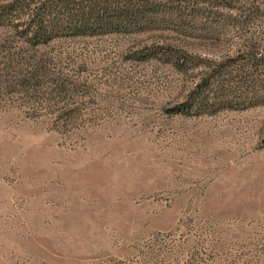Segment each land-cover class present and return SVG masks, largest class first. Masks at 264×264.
Masks as SVG:
<instances>
[{"label": "rangeland", "instance_id": "374dc122", "mask_svg": "<svg viewBox=\"0 0 264 264\" xmlns=\"http://www.w3.org/2000/svg\"><path fill=\"white\" fill-rule=\"evenodd\" d=\"M184 3L144 32L0 30V264H264V0ZM168 46L191 67L140 59ZM206 75L232 102L173 112Z\"/></svg>", "mask_w": 264, "mask_h": 264}, {"label": "trees", "instance_id": "16d2710c", "mask_svg": "<svg viewBox=\"0 0 264 264\" xmlns=\"http://www.w3.org/2000/svg\"><path fill=\"white\" fill-rule=\"evenodd\" d=\"M188 9L184 0H0V30L7 34L2 41L35 47L59 38L144 32L170 23L188 25L195 19L186 13ZM151 58L177 70L191 67L190 56L175 46L148 49L140 59ZM206 76L195 83L183 103L171 108L173 112L189 114L192 109L226 107L232 102L233 86L222 80L214 86V75Z\"/></svg>", "mask_w": 264, "mask_h": 264}]
</instances>
